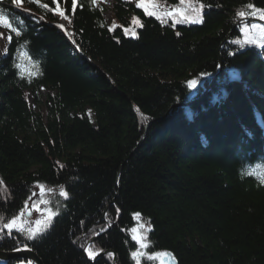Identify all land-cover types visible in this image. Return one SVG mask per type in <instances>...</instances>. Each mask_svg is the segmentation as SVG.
Returning a JSON list of instances; mask_svg holds the SVG:
<instances>
[{
	"label": "trees",
	"instance_id": "obj_1",
	"mask_svg": "<svg viewBox=\"0 0 264 264\" xmlns=\"http://www.w3.org/2000/svg\"><path fill=\"white\" fill-rule=\"evenodd\" d=\"M132 1L113 0L106 23L96 0H0L20 33L0 24V251L27 245L42 264H113L84 249L117 264L156 253L264 264V20L248 7L264 0H153L158 13L204 4L200 24ZM37 183L64 197L28 241L3 224Z\"/></svg>",
	"mask_w": 264,
	"mask_h": 264
},
{
	"label": "rangeland",
	"instance_id": "obj_2",
	"mask_svg": "<svg viewBox=\"0 0 264 264\" xmlns=\"http://www.w3.org/2000/svg\"><path fill=\"white\" fill-rule=\"evenodd\" d=\"M113 0H96L97 5H103L105 7L106 12L104 13V20L106 23L110 22V12L109 8ZM133 4L137 5L138 2H141V0H133ZM159 13L166 17L175 16L174 19H182V17L178 14H176V9L173 7H162L159 6ZM179 12V11H178ZM186 22V21H185ZM187 23V22H186ZM65 29V28H64ZM128 36L133 37L134 35L130 33V31L127 32ZM5 37H1L0 39V56L4 54L3 47L5 42ZM28 100L30 107L32 109L36 110V106L33 103L32 95L28 94ZM90 114V112H88ZM91 116V114H90ZM63 195H61V191L56 187H51L48 185L43 184H34L31 188V192L24 202V206L21 210V212L14 217L13 219H16L17 225L21 226L23 228H37L36 221L40 220L42 223L40 225L41 228H44L45 221L48 222V225L44 230L39 234H43L51 225L53 222L54 217L57 215L58 210L60 208V202L63 200ZM51 216V220L49 221V217ZM18 218V219H17ZM12 219V220H13ZM139 229V228H138ZM4 231H7V229H4ZM0 232H2L0 230ZM13 232H17L20 234L19 231L14 230ZM9 233V232H8ZM38 235V236H39ZM133 236H135L137 239L141 238V235L138 233V230L133 232ZM23 237V236H22ZM24 238V237H23ZM25 239V238H24ZM85 256L88 260L92 261L93 259H89L87 252L84 251ZM156 264H159V258L156 259H150ZM164 264H172L170 261L164 260Z\"/></svg>",
	"mask_w": 264,
	"mask_h": 264
},
{
	"label": "snow or ice",
	"instance_id": "obj_3",
	"mask_svg": "<svg viewBox=\"0 0 264 264\" xmlns=\"http://www.w3.org/2000/svg\"><path fill=\"white\" fill-rule=\"evenodd\" d=\"M21 2L22 0H11V3L13 5H15V7L17 9H19L21 7ZM50 2H55V0H50ZM181 3H184V0H181ZM137 8H141L143 9L144 13L146 16H154L156 19H161V16L158 12L154 11L153 9L156 7L155 3L153 2V0H141V2H138L136 5ZM248 7L252 10V15L257 16L260 20H264V9H259L254 7L253 5H248ZM71 8L72 9H76L77 8V0H71ZM204 8V4H200L199 6H191L188 9L185 10H181L179 11L177 14L180 15L182 17L181 21L179 22H187L189 24H200L203 22L202 16L200 14V9ZM57 14L64 18L67 19L68 17L65 16L63 11H60L59 8H57ZM237 15L239 17H245L246 13L245 12H239L237 13ZM177 21H174V25ZM135 23L137 24V26H140V21L137 19L135 20ZM0 24H3V26L5 28H10L12 30V32L16 33V36H19L20 33L17 30L16 27H14L12 25V23L10 22L9 18H7L6 14L3 11H0ZM57 28H61V30L63 31V26L60 24L56 25ZM253 28H256L257 25L253 24L252 25ZM125 33L127 34L128 29L124 30ZM67 34V33H66ZM180 33L177 32V35H179ZM133 35L135 36V34L133 33ZM197 84V81L192 80L188 83V87L194 88L195 85ZM2 181H0V185H2ZM61 195H64V193L62 192ZM18 219V218H17ZM51 220V216L49 217V221ZM41 221L37 220L36 221V225L37 228L33 229V228H23L21 226L17 225V221L16 219H13L7 223L3 224V228L7 229L9 234H13V231H19L21 236H23L25 239H27L28 241H31L35 238H37V236L44 230V228L47 227L48 222L45 221L44 223V228H41ZM136 230L133 229V232H135ZM133 239H136L137 244L139 245V247L141 249H144L147 247V245L145 243L142 242L143 238L137 239L135 236L133 237ZM19 243V242H18ZM17 250H31V248H29L27 245H25V247L23 249L18 248ZM88 258L89 259H95L96 255H98V252H94L90 249L86 250ZM142 253L140 251H134L131 253V256L133 259H136L137 257L141 256ZM162 255H167V253H156L155 256H149V259H156ZM29 264H31V262H29Z\"/></svg>",
	"mask_w": 264,
	"mask_h": 264
},
{
	"label": "water",
	"instance_id": "obj_4",
	"mask_svg": "<svg viewBox=\"0 0 264 264\" xmlns=\"http://www.w3.org/2000/svg\"><path fill=\"white\" fill-rule=\"evenodd\" d=\"M257 20H249L248 22H256ZM98 235H96L93 239L89 241L92 242L94 239H96ZM23 249V248H21ZM103 254H110L112 256L113 264H117L116 258L112 252H103L96 255L95 259L98 258V256H101ZM93 259V260H95ZM11 260H17V261H29L32 264H42V261L36 256L35 253H33L31 250H14L10 252H4L0 251V262H8ZM92 260V261H93Z\"/></svg>",
	"mask_w": 264,
	"mask_h": 264
},
{
	"label": "bare ground",
	"instance_id": "obj_5",
	"mask_svg": "<svg viewBox=\"0 0 264 264\" xmlns=\"http://www.w3.org/2000/svg\"><path fill=\"white\" fill-rule=\"evenodd\" d=\"M84 251H86V249H84Z\"/></svg>",
	"mask_w": 264,
	"mask_h": 264
}]
</instances>
